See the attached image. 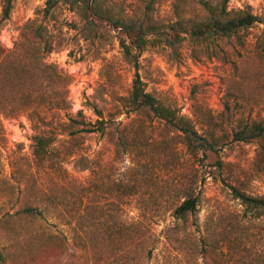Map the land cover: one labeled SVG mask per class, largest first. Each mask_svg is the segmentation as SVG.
<instances>
[{
  "label": "rangeland",
  "instance_id": "374dc122",
  "mask_svg": "<svg viewBox=\"0 0 264 264\" xmlns=\"http://www.w3.org/2000/svg\"><path fill=\"white\" fill-rule=\"evenodd\" d=\"M46 1L13 0L10 17L5 20L4 0H0V44L12 49L20 40L26 24L36 22L43 25L54 47L47 61L72 77L66 111L46 118L50 123L58 124L82 112L88 121L95 122L98 119L96 109L106 119L123 123L133 138L131 152L117 157L109 137L80 135L76 148L87 155L94 172H81L83 164L70 159L64 164L59 178L64 177L66 169L83 182L113 184L116 180L145 175L164 186L180 187L193 183L200 199L198 234H205L214 248L213 258L200 256V264H264V215L257 219L247 216L230 189L235 187L249 196L264 198V160L258 154V145L231 143L226 146L220 153L224 168L221 176L215 179V173L208 174L205 167L202 168L199 161L188 154L178 133L147 116L120 115L135 70L124 59L117 32L105 23L89 24L63 3L51 15L45 16ZM99 1L116 17L135 19L147 15L156 25L167 26L179 20H203L206 17L199 6L191 5V0H155L151 9L148 8L150 0ZM203 1L213 6L221 2ZM177 2L184 3L183 9H177ZM228 10L232 13L250 12L262 18L264 0H230ZM263 40L264 24L258 23L230 40L212 44H194L185 40L176 47H150L140 58L139 75L147 92L163 104L179 109L198 130H201L200 122L204 120L205 112L218 117L228 99L235 120H260L264 118ZM236 66L248 68L258 74V79L243 80L236 72ZM240 88L244 90L242 94H239ZM2 124L0 182L4 183L0 184V216L15 208L18 190L23 188L19 183L20 176L32 185L37 197H43L51 179L56 178L34 165L28 172L34 135L30 112L4 117ZM58 135L60 140H69L62 132ZM33 178L38 183L32 182ZM125 202L120 208L121 217L128 222L134 221L144 208L138 199ZM155 214L157 216L149 217L148 224L158 235L176 224L167 208ZM45 224L53 232L66 230L57 220L48 219ZM5 242V235L0 233V252ZM158 250L163 264H188L183 256H175L176 251L166 245L162 237ZM50 259L44 257L39 264H58L53 257Z\"/></svg>",
  "mask_w": 264,
  "mask_h": 264
},
{
  "label": "trees",
  "instance_id": "16d2710c",
  "mask_svg": "<svg viewBox=\"0 0 264 264\" xmlns=\"http://www.w3.org/2000/svg\"><path fill=\"white\" fill-rule=\"evenodd\" d=\"M229 1L221 0L219 5L213 6L207 1L191 0V5L199 6L206 17L203 20H179L167 26L156 25L147 15L135 19L116 17L99 0H47L44 13L51 15L63 3L89 24L105 23L117 32L124 59L135 70L120 115H143L160 121L181 136L188 154L198 160L208 174L215 173L216 179L224 168L220 153L231 143L257 144L258 154L264 160V118L235 120L228 99L218 117L205 112L204 120L200 122L201 130H198L179 109L163 104L147 92L139 75V61L150 47H176L185 40L212 44L237 38L240 32L255 24H264V15L259 18L250 12L232 13L228 10ZM154 2L150 0L148 8L151 9ZM177 3V9L182 8L184 3ZM12 9L13 0H4L5 20L9 19ZM261 48L264 56V40ZM53 50L47 28L36 22L24 26L20 40L12 49L0 44V133L2 118L30 112L34 135L28 172L34 165L56 176L51 179L43 197H37L32 185L19 177L23 188L18 190L16 206L0 216V233L5 235L6 241L0 252V264H39L44 257L48 261L53 257L58 264H163L158 250L161 237L176 251L175 256H183L188 264H200V256L211 258L214 248L205 234H198L200 199L193 183L164 186L145 175L116 180L113 184L83 182L66 169L64 177L59 178L64 164L70 159L83 164L81 172H94V167L88 164L90 159L76 148L80 135L109 137L117 157L131 152L133 138L123 123L106 119L96 109L98 119L95 122L88 121L82 112L58 124L48 121L46 116L66 111L72 83L71 76L47 61ZM235 69L243 80L258 79V74L244 66ZM243 91L240 88L239 94ZM59 132L69 140H60ZM32 182L38 183L35 178ZM230 189L247 216L257 219L264 215V198L249 196L235 187ZM127 199H138L144 208L131 222L124 220L120 213ZM163 208L171 212L176 224L158 235L148 221ZM48 219L57 220L66 230H49L45 224Z\"/></svg>",
  "mask_w": 264,
  "mask_h": 264
}]
</instances>
